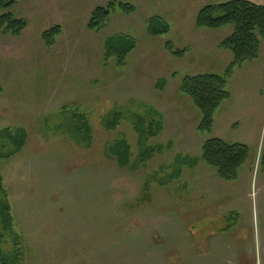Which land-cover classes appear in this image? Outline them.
Returning <instances> with one entry per match:
<instances>
[{"label":"rangeland","instance_id":"obj_1","mask_svg":"<svg viewBox=\"0 0 264 264\" xmlns=\"http://www.w3.org/2000/svg\"><path fill=\"white\" fill-rule=\"evenodd\" d=\"M226 1L16 0L10 12L26 27L19 37L0 31V131L23 129L26 139L0 159L11 218L8 230L0 221L2 254L17 253V264H264V43L227 79L210 133L197 131L200 113L180 89L185 76L223 74L231 63L220 44L232 27L195 24L202 7ZM110 3L134 12L115 7L104 28L89 30L93 11ZM153 17L166 34L148 33ZM55 26L48 47L41 36ZM115 35L136 44L121 66L104 56ZM115 112L121 120L106 131L103 117ZM78 115L90 125L89 148L68 135ZM133 115L158 117L162 129L147 143L162 150L130 171L105 149L123 138L137 159ZM209 138L248 147L238 178L222 181L202 161L173 177L176 156L199 158Z\"/></svg>","mask_w":264,"mask_h":264},{"label":"trees","instance_id":"obj_2","mask_svg":"<svg viewBox=\"0 0 264 264\" xmlns=\"http://www.w3.org/2000/svg\"><path fill=\"white\" fill-rule=\"evenodd\" d=\"M16 4V0H0V31L12 37H19L26 27L23 19H18L10 12ZM110 3L106 7H97L88 22L89 30L104 28L111 12L116 8L125 15L134 12L132 5L128 3ZM116 7V8H115ZM198 28L207 30H218L231 26L232 33L220 44L221 49L231 54V63L226 67L223 74L204 73L193 76H185L181 81V91L186 95L200 113V123L197 131L201 134L210 133L213 126V117L220 104L229 98L227 91V79L231 77L236 68L242 67L245 63L258 59L262 44L264 43V5L249 0H229L216 5L202 7L195 19ZM151 36H159L168 32V25L160 18L149 19L147 26ZM60 34V27L55 26L42 33V40L46 46L51 47L54 38ZM135 42L122 35L111 36L105 42V58L113 59L116 66L124 64L127 55L135 49ZM170 45H168L170 49ZM172 50V49H171ZM174 56H181L182 52L172 51ZM163 81H158L162 86ZM154 115L156 113H153ZM114 115V116H112ZM154 115L146 118L141 115H133L131 126L137 134L138 147L140 149L137 159L130 161L131 147L123 139H116L112 144L107 145L105 152L112 157L120 169L129 168L132 171L144 165L152 155L162 150L161 146H150L148 141L155 138L162 129L158 117ZM79 127L68 128V135L72 142H78L79 147L89 148L91 146L90 125L83 115H78ZM121 120L118 112L110 113L103 117L101 126L106 130H113L117 126V120ZM26 133L23 129L0 131V159H7L21 151L25 144ZM11 146V149L8 148ZM249 158V149L245 144L227 143L220 138H209L202 143L201 155L199 158L177 155L174 159V166L178 172L173 177H178L180 169L184 166L189 169L195 168L200 161L213 168L219 179L226 182L235 181L238 178L239 170ZM261 165L264 167V148L261 153ZM0 191H2L0 185ZM3 202H0V221L3 230L11 227L9 205L5 194ZM0 235V241L2 240ZM18 254L7 256L0 250V264H17Z\"/></svg>","mask_w":264,"mask_h":264},{"label":"crops","instance_id":"obj_3","mask_svg":"<svg viewBox=\"0 0 264 264\" xmlns=\"http://www.w3.org/2000/svg\"><path fill=\"white\" fill-rule=\"evenodd\" d=\"M264 3V2H263Z\"/></svg>","mask_w":264,"mask_h":264}]
</instances>
